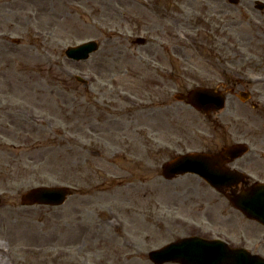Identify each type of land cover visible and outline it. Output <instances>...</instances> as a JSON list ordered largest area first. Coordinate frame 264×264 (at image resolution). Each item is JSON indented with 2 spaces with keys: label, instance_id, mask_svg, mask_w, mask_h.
I'll return each mask as SVG.
<instances>
[{
  "label": "rangeland",
  "instance_id": "rangeland-1",
  "mask_svg": "<svg viewBox=\"0 0 264 264\" xmlns=\"http://www.w3.org/2000/svg\"><path fill=\"white\" fill-rule=\"evenodd\" d=\"M176 1L0 0V93L16 112L0 115L8 129L0 134V264H151L148 251L187 231L255 233V222L196 176L168 181L160 166L219 143L172 95L264 75V25L230 26L247 15L228 2L214 16V0ZM163 4L196 29L226 19L225 47L217 44L227 73L209 50L178 39L158 12ZM254 18L264 21V11ZM161 29L184 57L161 54ZM138 36L148 42L134 43ZM92 39L100 48L88 60L63 56L64 47ZM39 185L75 193L59 207L20 206V195ZM229 210L234 217L225 221Z\"/></svg>",
  "mask_w": 264,
  "mask_h": 264
},
{
  "label": "flooded vegetation",
  "instance_id": "flooded-vegetation-1",
  "mask_svg": "<svg viewBox=\"0 0 264 264\" xmlns=\"http://www.w3.org/2000/svg\"><path fill=\"white\" fill-rule=\"evenodd\" d=\"M152 0H144L143 6L151 7ZM187 1L191 0H182V2H177L176 4L185 5ZM205 2H212V0H203ZM219 3L217 7L211 14L217 16V11L224 12L225 8L223 7L224 3L227 0H214ZM255 0H241L240 5L238 6L240 11L246 13V20H235L230 26H244L251 25L255 27L256 23H260V20H255ZM165 5V4H163ZM159 14L166 20L169 24H172L174 27V32L178 36V39L183 38L184 42H187L191 45L199 44L200 47L207 45L209 42V37L214 38L216 44L221 43L223 39L226 38L227 22L226 19L223 20H214L208 23L207 25L198 24L196 29L195 22H190L181 14H169L166 11V5L164 9H160ZM261 22L264 23L262 20ZM137 33V32H134ZM219 33V35H218ZM168 29H161L158 32V47L167 58H180L184 57L179 53L178 43L171 45L165 41L167 37ZM205 35L202 38L200 35ZM206 34H213L207 35ZM148 41H145L146 44ZM209 48H214V56L218 60L217 56V47L214 45H209ZM136 57L141 58V54L135 55ZM152 55H149L148 58H152ZM220 65L222 66V72L227 73L226 62H221L219 59ZM227 79L219 82V85L214 86L213 88L217 91H221L226 95L227 102L225 101V106L221 110V116H216L215 114H206L205 118L209 123L214 127V133L219 136V143H212V139L208 144L213 145L212 147L204 146L205 153L209 154L214 158V162L220 160L221 167H230L235 168L241 171L244 176L239 181V189H245L252 183H263L264 184V83L257 82L256 84H244L241 82H236L233 84L227 83ZM243 91V96L247 99H240L238 97L239 92ZM8 102H4L0 99V115L3 117L13 118L15 116V108L11 105L9 110ZM6 119H4L5 122ZM10 125L12 129L16 126L14 125V120H10ZM7 128L0 126V134L7 131ZM8 132V131H7ZM234 144H244L247 146V150L243 155L235 159H231L232 153L227 151L224 152L223 149ZM215 167H219L215 164ZM199 179V178H198ZM228 214V213H227ZM226 214V217L223 220L230 221L234 217L229 211V215ZM255 233L252 236L247 233L244 234V231H237L234 236H227L226 241L229 244H235L234 246H244L252 250L255 253V256L264 260V225L255 222ZM232 231V228H228ZM235 237V238H234Z\"/></svg>",
  "mask_w": 264,
  "mask_h": 264
},
{
  "label": "water",
  "instance_id": "water-1",
  "mask_svg": "<svg viewBox=\"0 0 264 264\" xmlns=\"http://www.w3.org/2000/svg\"><path fill=\"white\" fill-rule=\"evenodd\" d=\"M263 6V5H262ZM97 44L94 41H88L79 46L68 48L65 54L74 60H85L90 53L97 49ZM177 99H183L185 102L193 105L197 109H205L208 102L216 101V108H220L223 103V98L215 96L211 90L205 88H195L183 97L176 96ZM202 155H183L175 160L166 163L163 166V176L172 178L176 174L184 172H196L203 174L202 169L198 168L194 161L206 163ZM209 166L205 165L207 169ZM209 172L211 171L208 168ZM207 171V172H208ZM212 175L211 173H209ZM203 176V175H202ZM223 181L226 187L230 186L232 179L229 174H224ZM215 189L222 191V187L212 176H203ZM235 180L238 177L235 175ZM264 188H255L250 186L249 189L239 195L230 197L235 207L245 213L250 219H255V202H260L264 198ZM72 194L67 187L64 186H38L29 189L21 196V205L29 206L34 204H43L50 206L61 205L68 195ZM257 211H261L260 209ZM259 218V217H256ZM149 258L156 264L178 261L181 264H255V256L239 250L228 249L224 244L218 242H207L196 240H182L178 243H170L158 250L151 251Z\"/></svg>",
  "mask_w": 264,
  "mask_h": 264
},
{
  "label": "bare ground",
  "instance_id": "bare-ground-1",
  "mask_svg": "<svg viewBox=\"0 0 264 264\" xmlns=\"http://www.w3.org/2000/svg\"><path fill=\"white\" fill-rule=\"evenodd\" d=\"M61 254H62V256H67V253L64 252L63 250H62ZM2 256H3V255H2V253L0 252V259H1Z\"/></svg>",
  "mask_w": 264,
  "mask_h": 264
}]
</instances>
